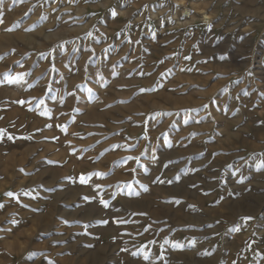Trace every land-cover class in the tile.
I'll return each instance as SVG.
<instances>
[{
    "label": "rangeland",
    "instance_id": "obj_1",
    "mask_svg": "<svg viewBox=\"0 0 264 264\" xmlns=\"http://www.w3.org/2000/svg\"><path fill=\"white\" fill-rule=\"evenodd\" d=\"M0 17V264H264V0Z\"/></svg>",
    "mask_w": 264,
    "mask_h": 264
},
{
    "label": "snow or ice",
    "instance_id": "obj_2",
    "mask_svg": "<svg viewBox=\"0 0 264 264\" xmlns=\"http://www.w3.org/2000/svg\"><path fill=\"white\" fill-rule=\"evenodd\" d=\"M21 2H23V0H21ZM3 3V0H0V4H2ZM0 24H3V19H2V17H0ZM7 31H12V29H6ZM5 78H6V80H7V82L9 83V84H19V83H21L22 81H23V79H24V75L23 74H18V75H16V76H11L10 74H5ZM144 91H146L145 89H141V92H144ZM22 103V102H21ZM40 104H43V100H41L40 101ZM46 114V113H45ZM59 127H61V130L62 131H65V133H66V128L64 127V126H59ZM4 135V131L3 130H0V136H3ZM9 139H12V137H8ZM53 139H58V138H53ZM129 159H136L137 161H138V158H136V157H130ZM261 169H264V161H262L261 163H260V165L258 166V168H257V170L259 171V170H261ZM96 176L97 178H99V179H103V178H105V176H106V174L105 173H100V172H97V173H91V174H89L88 176H85V175H83V174H81V177H80V183L81 184H85V183H87L91 178H92V176ZM242 182V181H241ZM97 187H99V186H97ZM128 188H131V185H128ZM6 195H8V196H13V194L12 193H7ZM100 203L106 208V207H108V203H107V201H105L102 197H101V199H100ZM0 207H3L2 205H0ZM246 220H248V219H251V217H247V218H245ZM13 223H16V221H12ZM102 223H107V221H103ZM116 223H120V221H116ZM133 255H135V253H133ZM145 259H147V255L145 256Z\"/></svg>",
    "mask_w": 264,
    "mask_h": 264
},
{
    "label": "bare ground",
    "instance_id": "obj_3",
    "mask_svg": "<svg viewBox=\"0 0 264 264\" xmlns=\"http://www.w3.org/2000/svg\"><path fill=\"white\" fill-rule=\"evenodd\" d=\"M207 19V18H206Z\"/></svg>",
    "mask_w": 264,
    "mask_h": 264
}]
</instances>
